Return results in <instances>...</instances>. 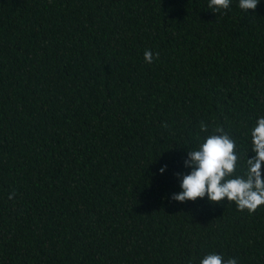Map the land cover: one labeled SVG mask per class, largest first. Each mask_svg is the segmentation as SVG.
I'll use <instances>...</instances> for the list:
<instances>
[{
  "label": "trees",
  "instance_id": "1",
  "mask_svg": "<svg viewBox=\"0 0 264 264\" xmlns=\"http://www.w3.org/2000/svg\"><path fill=\"white\" fill-rule=\"evenodd\" d=\"M208 2L0 0V264H264V204L172 199L215 128L242 175L264 116V0Z\"/></svg>",
  "mask_w": 264,
  "mask_h": 264
},
{
  "label": "clouds",
  "instance_id": "2",
  "mask_svg": "<svg viewBox=\"0 0 264 264\" xmlns=\"http://www.w3.org/2000/svg\"><path fill=\"white\" fill-rule=\"evenodd\" d=\"M260 0H239V8L245 13L255 10ZM208 9L221 13L230 7V0H209ZM159 58V53L153 55L151 50L144 52V60L151 64ZM202 132L208 131V125L200 124ZM219 133V135L217 134ZM252 151L256 155H247L246 168L242 175H236L238 155L236 143L225 132L223 127L213 129V134L188 153L185 166L191 167L188 174L183 175L179 193L172 195V199L179 202L196 201L207 197L211 203L235 202L239 211L247 210L254 214L259 206L264 204V178H262V164H264V116H261L251 130ZM167 168H160L163 173ZM177 173V176H180ZM15 194H10L9 198ZM199 264H238L236 258L224 259L222 254L209 253L204 255Z\"/></svg>",
  "mask_w": 264,
  "mask_h": 264
}]
</instances>
